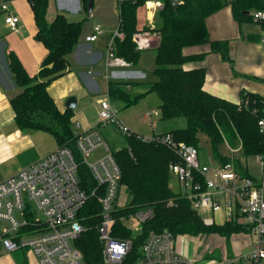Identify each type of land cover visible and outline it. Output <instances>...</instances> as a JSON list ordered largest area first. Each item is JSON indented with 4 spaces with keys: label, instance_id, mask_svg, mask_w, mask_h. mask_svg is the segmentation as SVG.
I'll return each mask as SVG.
<instances>
[{
    "label": "trees",
    "instance_id": "trees-1",
    "mask_svg": "<svg viewBox=\"0 0 264 264\" xmlns=\"http://www.w3.org/2000/svg\"><path fill=\"white\" fill-rule=\"evenodd\" d=\"M91 2L92 0H88ZM146 0H124L119 5V30L123 38H115L112 51L133 64L140 61L142 51L135 48L133 34L149 26H138V9ZM223 0H185L173 6L166 3L155 18L154 31L159 42L156 50L153 73L157 76L149 82L148 91L157 92L163 119L185 117L187 125L162 134H171L175 141H183L200 149V133H205L214 159L225 163L231 158L223 153L229 144L240 147L246 156L264 159V131L258 121L264 117V97L242 91L240 103L218 97L204 89L205 68L185 69L184 63L200 59L204 54L187 55L186 46L209 43L213 51L228 54L226 41H212L206 19L218 10ZM234 17L238 21L252 20L254 10L264 9V0H232ZM48 0H33L37 27L36 38L42 41L47 54L38 75H30L15 56L10 67L21 92L11 99L15 112V125L24 132H46L57 146L73 149L79 162V181L89 194L97 187L89 167L82 162L77 149V133L73 127L72 109L61 111L48 91V84L63 75L68 68V56L79 43L82 21H71L58 13L52 22L46 19ZM264 22V21H259ZM129 82L111 81L109 96L130 105L132 98ZM161 134V135H162ZM127 144L113 149L121 168V185H125L128 199L123 206L115 207L112 235L132 240V249L121 264H134L141 256V248L152 232L169 229L174 234H186L194 238L218 234L225 238L226 245L234 234L247 232L242 224L228 221L224 224H206L194 209L185 193L175 191L170 185V163L179 158L165 143L145 140L142 135H125ZM242 174L245 171L239 160H234ZM150 212L141 221V230L134 234L126 224L125 217ZM84 231L76 241L88 264H106L103 244L99 238V225L103 220L102 205L98 198L90 195L78 213ZM203 248V247H202ZM243 264V263H242Z\"/></svg>",
    "mask_w": 264,
    "mask_h": 264
},
{
    "label": "built area",
    "instance_id": "built-area-1",
    "mask_svg": "<svg viewBox=\"0 0 264 264\" xmlns=\"http://www.w3.org/2000/svg\"><path fill=\"white\" fill-rule=\"evenodd\" d=\"M124 0H118L120 5ZM185 0H146L145 8L152 15L164 8L166 3L173 6ZM2 7L7 9V4ZM254 21H264V9L252 12ZM7 26L19 30L20 17L15 13L6 16ZM149 29L134 32L135 48L144 51L155 47L159 42L154 31L153 19ZM95 26L88 41L96 40L102 33ZM123 38L118 30L111 36L106 57L107 66H130L131 62L113 53L115 38ZM264 41V36L262 37ZM99 127L113 124L125 135L129 129L118 116L108 96L99 99ZM264 131V117L259 121ZM77 133V149L97 187L87 193L80 185L79 162L72 148L57 146L34 162L0 181V253H13L19 250L31 251L40 264H88L83 252L76 245L84 231L78 213L90 195L98 198L102 205L103 220L99 225V238L103 244V257L106 264H121L132 249V240L112 235L113 211L122 192L121 168L110 144L104 140L98 129ZM143 137V136H142ZM165 143L175 151L178 160L170 163V171L179 179L185 194L198 212L208 211L212 215L225 211L226 222L232 221L245 226L256 236L252 249L237 255L234 260L240 264H264V159L259 157L263 167L260 179L245 175L236 167L234 160L208 165L201 162L199 148L183 141H175L171 134H158L143 137ZM99 147L105 155L94 162L88 158ZM233 153L240 148L231 149ZM35 204L36 210L31 206ZM150 212L135 215L139 223ZM204 222L215 224V216H207ZM226 261L221 264H229ZM134 264H195L191 257L177 251V235L169 229L152 232L141 248V256Z\"/></svg>",
    "mask_w": 264,
    "mask_h": 264
},
{
    "label": "crops",
    "instance_id": "crops-1",
    "mask_svg": "<svg viewBox=\"0 0 264 264\" xmlns=\"http://www.w3.org/2000/svg\"><path fill=\"white\" fill-rule=\"evenodd\" d=\"M223 1L225 3L207 17L206 23L212 41L228 43L227 57L221 51H213L209 43L190 45L184 47L185 54H204V56L185 62L183 67L187 70L205 68L204 89L234 103H240L242 91L256 93L264 97V41L262 40L264 22H257L253 19L241 22L236 20L232 10V0ZM3 3L7 4V9L2 7ZM89 3L88 0H48L46 13L48 22H52L58 13H63L71 21L83 22L79 43L68 56L69 63L66 72L48 84V91L61 111L69 109L66 102L71 96L76 97V108L72 110L74 115L76 112L78 116L83 114L82 109L87 108L88 100L94 103V113L98 116L99 99L108 96L111 101L112 97L108 92L111 81L129 82L127 89L130 92L133 87L143 82V78H147V71L151 70L145 65V57H141L137 64L131 63L126 67L106 65L111 37L103 30L98 34L96 40L88 41L87 36L93 33L95 26L92 28L91 22L84 25L86 19H80L84 13H87V17L91 15L92 9L89 10ZM99 3L100 0H92V8L95 4L99 6ZM109 4L114 5V0H109ZM11 12L20 17L19 30L13 31L6 24V16ZM147 12L146 24L139 23L138 16L140 28L148 26L151 19L155 22L156 14L152 15L150 11ZM36 32L33 0H0V169L3 171L2 174H5V177L0 181L56 147L53 137L46 132L28 133L17 128L15 112L11 105V99L22 90L16 83L10 67L11 57L15 56L28 74L32 76L38 75L42 69L47 48L42 41L36 38ZM155 58L156 52L154 67ZM154 78L156 79L157 76ZM150 114L151 112H148L147 116ZM160 115L162 117L161 110ZM180 118L164 119L170 122V127H164V129L160 127L153 135L185 127L187 125L186 118ZM98 122V117L94 124L80 119V125L86 129L84 131L96 129ZM201 135L207 138L205 133L202 132L200 137H202ZM42 144H45L46 147L40 148ZM237 148L240 147L235 148L226 144L223 147V153L231 160H239L241 167L249 172L245 175H252L245 161L246 156L242 151L233 153L231 150ZM213 161L216 164L221 163L216 159ZM199 214L203 219L210 215L215 216L216 224L226 222L224 210L215 215L208 211H201ZM246 233L251 232L248 230L232 235V252L230 254L227 252L225 238L218 234L212 235L222 237L225 245L223 255L214 254L210 248L203 249L201 245H196L199 239L186 234L177 235V251L185 257L193 258L195 264H221L230 260L233 262L229 264H240L234 258L245 253L241 249H235L233 238ZM212 235L210 236L212 237ZM253 243H251V248ZM0 264L40 263L31 251L19 250L13 253H0Z\"/></svg>",
    "mask_w": 264,
    "mask_h": 264
},
{
    "label": "rangeland",
    "instance_id": "rangeland-1",
    "mask_svg": "<svg viewBox=\"0 0 264 264\" xmlns=\"http://www.w3.org/2000/svg\"><path fill=\"white\" fill-rule=\"evenodd\" d=\"M147 15L148 12L145 10L144 6L140 7L138 12L139 23L146 24ZM80 19H86L84 25L91 22L92 28H94L96 25L100 26L106 32V34L111 37L119 28L120 17L118 0H114V5H110L109 0H100L99 6H96V4L93 6L91 15L89 17H87V13H84V16L82 18L80 17ZM155 52V48L142 51L141 57H145V65L151 70L147 71V78H143V82L138 84V86L133 87L130 91L131 97L136 99V101L126 106L123 100L111 98V103L118 111L119 118L123 121L129 131L142 135L143 137H153V133L157 132L160 127L164 129V127H170L171 125L169 121H165L160 115L159 105L161 100L157 92L148 91V81L153 80L155 79L154 77H156L153 74ZM87 103V108L82 109V115L78 116V113L76 112L74 115L73 127L78 132L86 130L80 125L81 118L87 120L88 123L91 124L96 122L97 117L99 118V114L97 116L94 113V103H91V100H88ZM148 112H151V114L147 116ZM181 118L184 119V117ZM96 129L100 131L104 140L107 141L113 149L122 148L127 144L125 134L113 124H108L103 127L97 126ZM201 136L199 149L200 160L201 162L210 166L215 165L216 163L213 161L214 159L211 155L208 139L204 135ZM45 147V144L40 146V148ZM103 155H105V150L103 147H99L91 154L88 160L89 162H94ZM245 161L252 175L257 179H260L263 176V167L259 160V156L246 157ZM2 172L3 171L0 169V180L5 177V174H2ZM170 185L177 192H185L179 179L172 172L170 173ZM127 199L128 196L126 187L123 185L118 206H123ZM31 206L34 210H36L35 204L33 202L31 203ZM135 217V215H130L129 217H125L124 221L126 220V224L132 227L134 234H138L141 230V221L139 223V220ZM255 240L256 236L251 233L238 235L233 238L234 247L235 249H241L243 253H247L252 249L251 243H253ZM196 243V245H201V247H203L205 250L208 248L212 249L214 254L219 256L224 254L225 245L222 237L220 236H202ZM227 252L228 254L232 252L231 242L230 244L228 243Z\"/></svg>",
    "mask_w": 264,
    "mask_h": 264
},
{
    "label": "water",
    "instance_id": "water-1",
    "mask_svg": "<svg viewBox=\"0 0 264 264\" xmlns=\"http://www.w3.org/2000/svg\"><path fill=\"white\" fill-rule=\"evenodd\" d=\"M92 9V4L91 2L89 3V10ZM76 104H77V100H76V97L75 96H71L67 102H66V106L69 108V109H75L76 108Z\"/></svg>",
    "mask_w": 264,
    "mask_h": 264
},
{
    "label": "bare ground",
    "instance_id": "bare-ground-1",
    "mask_svg": "<svg viewBox=\"0 0 264 264\" xmlns=\"http://www.w3.org/2000/svg\"><path fill=\"white\" fill-rule=\"evenodd\" d=\"M152 13V12H151Z\"/></svg>",
    "mask_w": 264,
    "mask_h": 264
}]
</instances>
